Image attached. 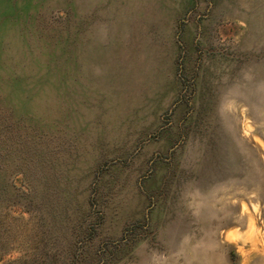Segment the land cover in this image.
<instances>
[{"label": "rangeland", "instance_id": "1", "mask_svg": "<svg viewBox=\"0 0 264 264\" xmlns=\"http://www.w3.org/2000/svg\"><path fill=\"white\" fill-rule=\"evenodd\" d=\"M0 264H264V0H0Z\"/></svg>", "mask_w": 264, "mask_h": 264}]
</instances>
